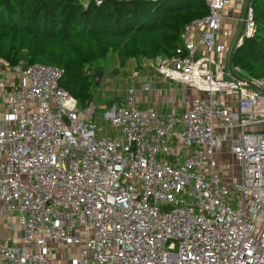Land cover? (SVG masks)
I'll return each instance as SVG.
<instances>
[{"label": "built area", "instance_id": "obj_1", "mask_svg": "<svg viewBox=\"0 0 264 264\" xmlns=\"http://www.w3.org/2000/svg\"><path fill=\"white\" fill-rule=\"evenodd\" d=\"M205 3L152 65L185 96L156 94L184 110L142 106L156 83L136 73L104 115L115 136L63 69L0 58V212L21 232L0 240V264H59L60 246L79 249L75 264H264V78L232 62L254 9L230 46L231 0Z\"/></svg>", "mask_w": 264, "mask_h": 264}, {"label": "trees", "instance_id": "obj_2", "mask_svg": "<svg viewBox=\"0 0 264 264\" xmlns=\"http://www.w3.org/2000/svg\"><path fill=\"white\" fill-rule=\"evenodd\" d=\"M255 32L236 48L232 62L264 78V0H250ZM205 0H0V58L10 67L45 63L64 71L61 86L79 107L95 99L97 74L113 54L120 66L134 59L173 56Z\"/></svg>", "mask_w": 264, "mask_h": 264}, {"label": "rangeland", "instance_id": "obj_3", "mask_svg": "<svg viewBox=\"0 0 264 264\" xmlns=\"http://www.w3.org/2000/svg\"><path fill=\"white\" fill-rule=\"evenodd\" d=\"M155 59H147L143 65L139 67L134 59H131L128 61L126 66H120L117 63V60L115 58H108L103 60L102 62H105V70H104V75L101 78L100 82L98 83L99 86L97 89H95V99L93 101V106L92 104L85 106V107H80L82 110H87L94 107V105L97 106V110L95 113V121L99 126L103 127V133L109 136H115L116 131L112 129L109 125V123L104 119L105 113L109 110L111 102L115 98H121L126 94L127 88H129L132 85H136L139 83L136 77V73L142 77L144 76V72H149L153 73V66L156 64ZM215 59L219 60L223 65L225 62H227L226 58L223 57V55H216L215 54ZM28 65V64H23ZM229 67V64L227 63V66H224V70L227 71ZM115 74H112V73ZM11 75L12 72H8ZM161 77V76H160ZM177 87V84L173 81L170 83L166 84V88L168 93L171 91V89H174ZM180 87H184L183 84H180ZM175 94L179 97L185 96V94L179 93L177 90H174ZM90 111V110H89ZM235 206H238V204H235ZM77 247H70L68 251L63 246H60L56 251L57 255H59L58 262L59 264H75L76 260V254ZM57 263V262H56Z\"/></svg>", "mask_w": 264, "mask_h": 264}, {"label": "crops", "instance_id": "obj_4", "mask_svg": "<svg viewBox=\"0 0 264 264\" xmlns=\"http://www.w3.org/2000/svg\"><path fill=\"white\" fill-rule=\"evenodd\" d=\"M83 3L88 2L89 0H81ZM246 6H247V0H231V6L229 8V16L230 18H228L227 22L225 23V27L228 28L232 34V36L229 39H223V41L228 44V45H232L233 42L235 41V39H237V37L239 36L241 30H242V23H241V18L244 16L245 11H246ZM200 29L197 30V33H200ZM229 46V47H230ZM107 58H116L113 54H110ZM156 58H162V56L156 57ZM143 65V63H142ZM6 75L10 78L12 77V75L10 73H6ZM161 75H158L156 73H149V72H144V76L143 78L146 80H151L154 79V82L156 83L155 86H153V91L148 93L149 97H148V101L147 102H143L141 105L146 107V106H150L155 108L156 110L160 111V112H169L172 110H175V108L177 107L178 112H182L184 109L181 106H177L174 105V107L172 105L167 106L166 103L164 102V100L166 99V96H161L156 94L155 88H161L162 89L166 88V84L170 83V82H165L163 77ZM140 84H137V87H140ZM176 87L174 89H171V91L167 94L171 95V96H176L178 98V96L175 94ZM180 93V92H179ZM146 96V94H145ZM264 130V127L262 128ZM20 228L16 222V220L14 218H6L5 216H3L0 212V240L6 237H13L16 240L20 239ZM59 255H56V259L58 260Z\"/></svg>", "mask_w": 264, "mask_h": 264}, {"label": "water", "instance_id": "obj_5", "mask_svg": "<svg viewBox=\"0 0 264 264\" xmlns=\"http://www.w3.org/2000/svg\"><path fill=\"white\" fill-rule=\"evenodd\" d=\"M250 4V0H247V5ZM112 74H115L114 72ZM104 75V72L103 71H100L98 74H97V77H96V82L99 83L101 78L103 77Z\"/></svg>", "mask_w": 264, "mask_h": 264}]
</instances>
